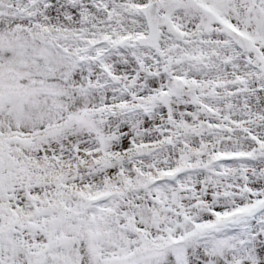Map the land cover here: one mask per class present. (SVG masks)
I'll return each mask as SVG.
<instances>
[{
	"label": "snow or ice",
	"instance_id": "snow-or-ice-1",
	"mask_svg": "<svg viewBox=\"0 0 264 264\" xmlns=\"http://www.w3.org/2000/svg\"><path fill=\"white\" fill-rule=\"evenodd\" d=\"M0 264H264V0H0Z\"/></svg>",
	"mask_w": 264,
	"mask_h": 264
}]
</instances>
